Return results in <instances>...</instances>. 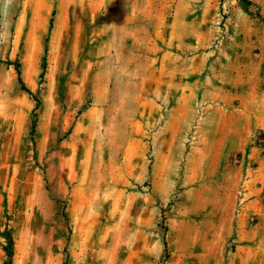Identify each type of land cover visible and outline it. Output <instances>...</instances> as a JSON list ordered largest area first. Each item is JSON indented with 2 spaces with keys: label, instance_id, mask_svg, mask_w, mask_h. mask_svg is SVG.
Listing matches in <instances>:
<instances>
[{
  "label": "rangeland",
  "instance_id": "1",
  "mask_svg": "<svg viewBox=\"0 0 264 264\" xmlns=\"http://www.w3.org/2000/svg\"><path fill=\"white\" fill-rule=\"evenodd\" d=\"M99 1L0 0L1 264H264L257 1Z\"/></svg>",
  "mask_w": 264,
  "mask_h": 264
},
{
  "label": "bare ground",
  "instance_id": "2",
  "mask_svg": "<svg viewBox=\"0 0 264 264\" xmlns=\"http://www.w3.org/2000/svg\"><path fill=\"white\" fill-rule=\"evenodd\" d=\"M103 3V1H99ZM44 3V0H38V5H42ZM123 7V15H120L119 9ZM134 6V0H108V5L105 10V14L103 15L102 19L105 23H108L110 27L116 28L118 19L124 18V19H130L131 16L128 14V8ZM108 45L112 50L114 51V57L115 59L118 58L119 51L121 50V43L118 41H115L114 39H109ZM106 60L102 62V64H105ZM105 80H103L100 84L93 83L91 84V89L89 90L90 95L93 97V100H95L98 104L103 105L106 102V99L108 98L110 92L109 87L107 83H104ZM105 120L107 121V117H105ZM100 129V123H95L92 125H89V133L87 136L89 137L91 134L97 136L98 139H101V137H107L108 132L105 130V128L102 127L103 132L99 134ZM99 143V141H97ZM109 151V149H108ZM109 153V152H107ZM98 160H101V156L98 157ZM71 174H75L74 170L70 169ZM84 177H86V188L87 190L91 192H97L102 187L106 186V177L104 174L95 173L93 171H83Z\"/></svg>",
  "mask_w": 264,
  "mask_h": 264
},
{
  "label": "crops",
  "instance_id": "3",
  "mask_svg": "<svg viewBox=\"0 0 264 264\" xmlns=\"http://www.w3.org/2000/svg\"><path fill=\"white\" fill-rule=\"evenodd\" d=\"M257 3H258V6L260 8L259 10V14L264 18V0H256ZM256 29H259V31H264V23L263 22H260L258 23V26ZM257 31V30H256ZM257 42H258V48H259V55L261 56L260 59H262L264 57V32L261 33V34H258L257 35ZM2 203V199L0 198V214L2 212V209H3V205L1 204ZM233 230H235V227L233 224H231L228 221H226V233H232ZM2 260H3V249H2V246L0 244V264L2 263Z\"/></svg>",
  "mask_w": 264,
  "mask_h": 264
},
{
  "label": "trees",
  "instance_id": "4",
  "mask_svg": "<svg viewBox=\"0 0 264 264\" xmlns=\"http://www.w3.org/2000/svg\"><path fill=\"white\" fill-rule=\"evenodd\" d=\"M18 66V65H17ZM21 81V80H20ZM23 86V85H22ZM24 88V87H23Z\"/></svg>",
  "mask_w": 264,
  "mask_h": 264
}]
</instances>
